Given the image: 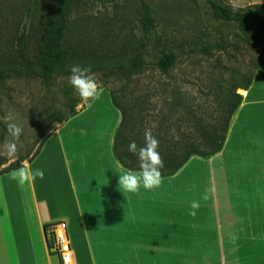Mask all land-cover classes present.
<instances>
[{
  "label": "crops",
  "instance_id": "1",
  "mask_svg": "<svg viewBox=\"0 0 264 264\" xmlns=\"http://www.w3.org/2000/svg\"><path fill=\"white\" fill-rule=\"evenodd\" d=\"M242 97L222 150L189 160L211 163L208 184L179 185L188 161L159 188L130 193L114 151L123 114L102 89L23 163L43 179L0 173V264H62L45 230L59 220L77 264H264V65ZM237 173L247 185L231 184Z\"/></svg>",
  "mask_w": 264,
  "mask_h": 264
},
{
  "label": "rangeland",
  "instance_id": "2",
  "mask_svg": "<svg viewBox=\"0 0 264 264\" xmlns=\"http://www.w3.org/2000/svg\"><path fill=\"white\" fill-rule=\"evenodd\" d=\"M222 1L236 7L264 5V0ZM146 2L156 19L147 34L141 0L74 5L67 40L73 57L63 67L66 71L46 80L21 71L20 47L26 45L34 59L55 0H0V173L27 162L40 142L65 122L56 118L87 104L68 81L73 64L91 65L101 88L135 110L139 140H144L146 128L159 139L167 132L169 139L195 136L198 118L215 123L216 116L225 114L223 101L234 99V93L245 95L241 89L246 90L248 77L264 60V33L242 38L234 24L207 14L205 0ZM146 36L148 45L143 47ZM163 51L175 55L167 72L158 63ZM135 57L141 60L136 68ZM8 113L23 128L11 158L5 147L11 137L3 122ZM211 169L207 159L195 157L178 174V183L208 184ZM246 179L238 173L230 177L231 184L236 180L247 185Z\"/></svg>",
  "mask_w": 264,
  "mask_h": 264
},
{
  "label": "trees",
  "instance_id": "3",
  "mask_svg": "<svg viewBox=\"0 0 264 264\" xmlns=\"http://www.w3.org/2000/svg\"><path fill=\"white\" fill-rule=\"evenodd\" d=\"M89 1L91 3H111L115 0H55L54 14L45 24L42 35L39 37L37 46L38 52L31 59L28 56L26 45L20 47L22 65L21 71L31 74L35 73L37 77L50 79L55 73L66 71L63 68L73 55L67 48V40L69 34V17L74 5ZM193 4H197V0H188ZM206 12L216 21L230 22L234 24L240 31L244 39L251 36L264 33V5L253 4L245 7L232 6L222 0H205ZM142 4V24L145 34L156 27V19L152 13L150 5L146 0H141ZM143 47L148 45V37L143 42ZM26 51V52H25ZM159 66L165 72L175 64V55L168 51H163ZM133 67L141 65L140 57L133 59ZM264 65V60L257 65V69ZM248 77V82L244 84V88L248 89L252 83L254 74ZM112 95V94H111ZM113 102L119 107L123 114V119L115 135L114 151L120 163L128 169L137 170V159L128 151V145L132 140L137 142L138 146L144 144V140H139L135 130L134 109L128 108L118 102L117 98L112 95ZM243 97L234 93V99L229 98L221 104V111L225 114L216 116L215 123H205L203 118H198L197 134L195 136L169 139L170 132L165 133L167 136L159 137L158 151L164 159L165 167L162 170V176L171 175L179 171L193 156L211 157L220 152L226 141L232 118L242 102ZM92 101V100H91ZM89 101V102H91ZM87 102V103H89ZM78 111L71 108V111L62 117L56 118L59 122L69 120L76 115ZM179 134V133H178ZM180 135V134H179ZM50 136V135H49ZM47 136L40 142V146L36 153L30 158L32 160L40 152L42 146L49 138ZM174 138V136H173ZM23 164L14 166L4 172L12 171L19 168Z\"/></svg>",
  "mask_w": 264,
  "mask_h": 264
},
{
  "label": "clouds",
  "instance_id": "4",
  "mask_svg": "<svg viewBox=\"0 0 264 264\" xmlns=\"http://www.w3.org/2000/svg\"><path fill=\"white\" fill-rule=\"evenodd\" d=\"M68 81L71 86L79 94L83 102L97 100L102 95V88L97 82L96 75L91 65L73 64L70 66V75ZM7 127L8 136L11 139H5V147L7 149V157L11 158L17 153V144L23 128L13 122V116L8 113L4 117ZM155 127V125H153ZM159 140L153 134L151 128H146L144 132V144L138 146L135 140H132L128 145V151L132 153L137 159V170H122L119 171L118 185L124 192L137 193L140 188L153 190L159 188L162 184V170L165 167L164 159L158 151ZM119 167V165H118ZM10 179L16 180L19 184L23 185L29 181H34L37 177L44 178V172L40 168L35 170L28 166L21 165L17 169H13L9 173ZM209 198L208 194L203 196L204 200ZM199 203L193 201L191 204L192 209H198ZM192 216L196 215L195 211L190 213ZM235 238H233L234 240Z\"/></svg>",
  "mask_w": 264,
  "mask_h": 264
},
{
  "label": "built area",
  "instance_id": "5",
  "mask_svg": "<svg viewBox=\"0 0 264 264\" xmlns=\"http://www.w3.org/2000/svg\"><path fill=\"white\" fill-rule=\"evenodd\" d=\"M46 238L52 253L58 254L62 264H77L71 247L68 224L64 220L53 221L46 226Z\"/></svg>",
  "mask_w": 264,
  "mask_h": 264
},
{
  "label": "bare ground",
  "instance_id": "6",
  "mask_svg": "<svg viewBox=\"0 0 264 264\" xmlns=\"http://www.w3.org/2000/svg\"><path fill=\"white\" fill-rule=\"evenodd\" d=\"M241 92H245L243 89H241Z\"/></svg>",
  "mask_w": 264,
  "mask_h": 264
}]
</instances>
